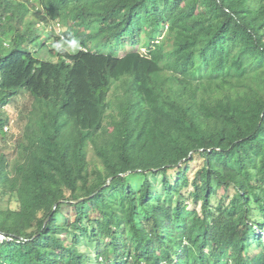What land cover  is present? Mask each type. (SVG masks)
Masks as SVG:
<instances>
[{
    "label": "trees",
    "instance_id": "trees-1",
    "mask_svg": "<svg viewBox=\"0 0 264 264\" xmlns=\"http://www.w3.org/2000/svg\"><path fill=\"white\" fill-rule=\"evenodd\" d=\"M0 233V264H264V0H0Z\"/></svg>",
    "mask_w": 264,
    "mask_h": 264
},
{
    "label": "rangeland",
    "instance_id": "rangeland-1",
    "mask_svg": "<svg viewBox=\"0 0 264 264\" xmlns=\"http://www.w3.org/2000/svg\"><path fill=\"white\" fill-rule=\"evenodd\" d=\"M32 14L33 13H31V15H29V18H30L29 20L33 19ZM32 26H34L36 29H39L36 24L32 25ZM46 27H47V30L51 28L49 25H47ZM145 29H146V31H145L144 34L150 36V34H151L150 32L151 31L148 30L147 28H145ZM63 30H65L64 26H57V30H55V31H56V33H60ZM159 35L160 34H158L157 39H160L161 36H159ZM76 58L77 59L78 58L79 59L80 58L81 59L84 58L93 69H97V70H100L102 67H105V66L106 67L110 66V63L107 61V59L104 56L99 55V54H94L93 52H90V53H87L85 51L81 52V53H79L77 55ZM25 101H26V99H20L19 100V107L13 106V111L18 112V116L17 117H13L14 119H12V121L8 125V128L7 129L5 128V130H6L7 134H8V137H9V142H8V146L9 147L15 144L17 138L19 137V135L21 134V131L23 130L24 124H23V122H22V120L20 119L19 116L22 114L21 108H24V106L26 104ZM199 165H200V162L199 161H195L193 163L191 173H193L195 171V169H197V167H199ZM174 172H175L174 170L171 171V173H174ZM156 180H157L158 183L161 182L160 178L156 179ZM143 181H144V178L140 177V176L135 177V179H134V183L137 186L140 185ZM157 189L161 190L158 187H157ZM189 190H191V189H187L186 192H188ZM219 192L222 193V190H220ZM176 202H177L176 197L173 196L172 199H171V203L172 204H176ZM74 214H75V212H74V210L72 208H68L66 210V216H68V218H70V220H74L75 219Z\"/></svg>",
    "mask_w": 264,
    "mask_h": 264
},
{
    "label": "water",
    "instance_id": "water-1",
    "mask_svg": "<svg viewBox=\"0 0 264 264\" xmlns=\"http://www.w3.org/2000/svg\"><path fill=\"white\" fill-rule=\"evenodd\" d=\"M132 171H129V172H126V173H124V175H128V174H130ZM111 180H112V178L108 181V183L107 184H109L110 182H111ZM85 198H80V199H78V200H74L73 202H80V201H83ZM57 206V205H56ZM56 206H55V208H56Z\"/></svg>",
    "mask_w": 264,
    "mask_h": 264
},
{
    "label": "built area",
    "instance_id": "built-area-1",
    "mask_svg": "<svg viewBox=\"0 0 264 264\" xmlns=\"http://www.w3.org/2000/svg\"><path fill=\"white\" fill-rule=\"evenodd\" d=\"M5 238H6V236H5V235H3V234H0V241H3Z\"/></svg>",
    "mask_w": 264,
    "mask_h": 264
}]
</instances>
